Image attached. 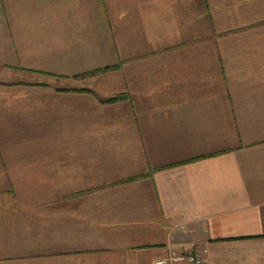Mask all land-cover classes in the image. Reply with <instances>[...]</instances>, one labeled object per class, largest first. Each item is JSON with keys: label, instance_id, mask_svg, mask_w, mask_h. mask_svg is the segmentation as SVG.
Wrapping results in <instances>:
<instances>
[{"label": "crops", "instance_id": "crops-1", "mask_svg": "<svg viewBox=\"0 0 264 264\" xmlns=\"http://www.w3.org/2000/svg\"><path fill=\"white\" fill-rule=\"evenodd\" d=\"M1 75L0 264H264V0H0Z\"/></svg>", "mask_w": 264, "mask_h": 264}, {"label": "built area", "instance_id": "built-area-1", "mask_svg": "<svg viewBox=\"0 0 264 264\" xmlns=\"http://www.w3.org/2000/svg\"><path fill=\"white\" fill-rule=\"evenodd\" d=\"M208 249L204 246L170 249L166 256L156 258L151 264H206Z\"/></svg>", "mask_w": 264, "mask_h": 264}, {"label": "trees", "instance_id": "trees-1", "mask_svg": "<svg viewBox=\"0 0 264 264\" xmlns=\"http://www.w3.org/2000/svg\"><path fill=\"white\" fill-rule=\"evenodd\" d=\"M115 68H118V66H113V67H107V68L93 70L92 72H89V74H97V73L105 72V71H108V70H111V69H115ZM85 75H88V74H85ZM125 98H126V95H115V96H112L110 98L105 99V102H107V103H116V102H119V101H121V100H123Z\"/></svg>", "mask_w": 264, "mask_h": 264}, {"label": "rangeland", "instance_id": "rangeland-1", "mask_svg": "<svg viewBox=\"0 0 264 264\" xmlns=\"http://www.w3.org/2000/svg\"><path fill=\"white\" fill-rule=\"evenodd\" d=\"M1 78L6 79L7 76H5V75H1V76H0V84L4 86V84H2L4 80H2ZM34 84H35V83H33V82H23V83H22V85H24V86H32V85H34ZM10 85H12V83H11V84H6V86H10ZM6 86H4V87L7 89ZM21 88H22V87H21ZM1 182H2V181H1Z\"/></svg>", "mask_w": 264, "mask_h": 264}]
</instances>
